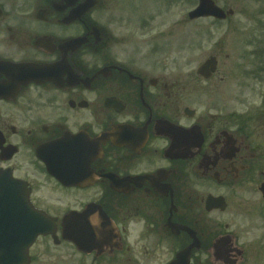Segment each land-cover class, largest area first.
Segmentation results:
<instances>
[{
	"label": "flooded vegetation",
	"instance_id": "1",
	"mask_svg": "<svg viewBox=\"0 0 264 264\" xmlns=\"http://www.w3.org/2000/svg\"><path fill=\"white\" fill-rule=\"evenodd\" d=\"M197 3L0 0V264H232L206 215L264 204V107L242 66L233 100L229 53L190 66L200 20L231 17Z\"/></svg>",
	"mask_w": 264,
	"mask_h": 264
},
{
	"label": "rangeland",
	"instance_id": "2",
	"mask_svg": "<svg viewBox=\"0 0 264 264\" xmlns=\"http://www.w3.org/2000/svg\"><path fill=\"white\" fill-rule=\"evenodd\" d=\"M215 1L226 9H234L235 13L228 19L229 23L219 25L201 19L200 28L196 31V54L191 41L185 43L183 51L194 58L191 59V67L198 62L202 63L211 53H229L233 100L240 94L242 66V69L249 72L247 107L250 114L257 113L264 107V73H258L261 67L258 53L262 50L260 48H264V0ZM224 30L227 31L225 36ZM242 52L246 54L244 59H241ZM251 194L245 203L233 202L223 213L206 215L222 226L228 224V233L243 252V259L237 256V264H264V204ZM199 256L202 260L205 258L201 254Z\"/></svg>",
	"mask_w": 264,
	"mask_h": 264
},
{
	"label": "water",
	"instance_id": "3",
	"mask_svg": "<svg viewBox=\"0 0 264 264\" xmlns=\"http://www.w3.org/2000/svg\"><path fill=\"white\" fill-rule=\"evenodd\" d=\"M227 14H233V10L229 9L227 12H224L220 7L215 5V3L212 0H200L197 7H196V17L200 16H213L215 18L223 19L226 17ZM190 16H193V13L190 14ZM216 59L214 57H210L207 59L200 67L198 72L204 76L209 77L212 72L216 69ZM260 190L262 192V195L264 197V184L260 187ZM220 199V200H219ZM222 198H214L212 196H208L207 202H206V208L207 210H210L214 208L215 206H218L220 204V201ZM221 208H224V204H220ZM199 245V242L196 238V246ZM216 254L218 257L222 259H226L227 257V249L224 246H216L214 247ZM237 255H241V251L236 250ZM236 259H234L231 263L236 264Z\"/></svg>",
	"mask_w": 264,
	"mask_h": 264
}]
</instances>
